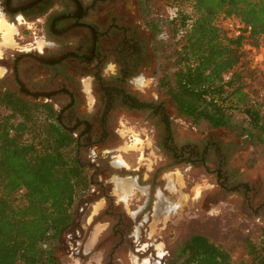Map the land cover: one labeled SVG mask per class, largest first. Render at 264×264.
Wrapping results in <instances>:
<instances>
[{
	"label": "flooded vegetation",
	"instance_id": "af4514ba",
	"mask_svg": "<svg viewBox=\"0 0 264 264\" xmlns=\"http://www.w3.org/2000/svg\"><path fill=\"white\" fill-rule=\"evenodd\" d=\"M136 7L127 0H0V23L13 25L17 36L14 43L6 44L0 29V94L10 90L27 102L51 104L55 121L73 137L77 161L88 177L89 188L78 199L62 234L67 231L69 254L86 261L100 253V264L119 261L123 252L148 258L147 264H166V251H162L152 230L158 211L169 201L167 189L156 188L160 167L149 186H142L147 200L140 209L117 208L124 199L106 188L111 162L117 159H111L116 154H110L109 149L104 154L102 149L111 130L118 131L110 123L119 111H141L149 115L146 119H155L159 125L155 124V131L162 128L166 133L162 146L167 153L173 152L175 159L203 163L211 150L217 159L220 187L243 188L245 201L254 212L264 206H251L247 193L253 186L243 182L229 185L228 175L222 170L224 158L219 156L220 140L209 137L197 153L182 148L177 154L170 146L169 115L163 102L158 97L141 96L143 89L136 85L151 58L147 28L138 20ZM28 28H32L30 34L26 33ZM133 173L116 177H133V190H137L139 181ZM132 194L125 199L128 201ZM97 196L98 200L90 201ZM99 202V209L93 212L91 208ZM98 223L101 229L93 245L86 247Z\"/></svg>",
	"mask_w": 264,
	"mask_h": 264
},
{
	"label": "trees",
	"instance_id": "16d2710c",
	"mask_svg": "<svg viewBox=\"0 0 264 264\" xmlns=\"http://www.w3.org/2000/svg\"><path fill=\"white\" fill-rule=\"evenodd\" d=\"M167 7L173 70L158 84L177 112L214 128L226 126L233 112H240L246 136L264 147V112L256 99L264 72L251 68L245 58V37L229 36L217 24L221 16L234 15L251 26V35L264 32V0H167ZM217 144L225 158L227 147ZM182 148L197 153L195 144ZM88 188L74 139L55 121L52 105L3 91L0 264H57L61 233ZM247 245L252 261L264 264V238ZM179 254L177 264H234L228 249L200 233L192 234Z\"/></svg>",
	"mask_w": 264,
	"mask_h": 264
},
{
	"label": "rangeland",
	"instance_id": "374dc122",
	"mask_svg": "<svg viewBox=\"0 0 264 264\" xmlns=\"http://www.w3.org/2000/svg\"><path fill=\"white\" fill-rule=\"evenodd\" d=\"M127 1L131 7L137 6L136 16L147 28L151 43L149 67L143 70L136 85L143 89L141 96L156 100L158 97L163 102L169 115L171 145L175 151L178 153L185 144H195L199 150L209 137L220 140L227 147L225 158L223 155L219 156L224 158L222 170L228 175L229 185L247 182L250 187H254L247 193L251 206L264 203V147L244 133V115L233 112L229 123L224 127H211L204 120L195 124L190 118L177 112L171 99L158 84L164 73L173 70L170 55L171 32L164 18L169 12L167 0ZM30 30L32 28H28L26 33L30 34ZM16 37L13 33L9 42L14 43ZM5 41L7 44L8 41ZM260 81L263 84V79L260 78ZM146 116L149 115L141 111H119L111 119L110 125L118 128V131L111 130L110 139L104 144L102 153L109 149L110 154H116L111 159L117 160L111 162L112 167L105 179L107 190L118 193L124 199V203L119 202L116 207L122 210L142 208L147 200L146 190L142 186H149L153 173L160 167L156 188H166L168 195L165 196L169 201L162 211H158L152 230L157 241L161 242L162 251H166L163 258L165 263L177 264L181 258L180 247L192 234L200 233L228 249L232 263L257 264L248 253L247 244L259 243L264 238V206L254 212L245 201L243 188L229 190L220 187L216 178L217 159L211 150L205 154L203 163H189L186 159H175L172 153H167L162 146L166 133L162 128L160 132L155 131V119H146ZM135 136L139 137L140 143H135ZM128 171L137 173L134 178L139 181V189L133 190V187L131 190L133 194L129 196V204L125 199L129 192L122 189L123 192L116 184L117 174ZM93 200H98V196L90 199L91 202ZM100 205L99 202L91 210L97 211ZM88 210L86 209L85 214H89L91 219L92 215ZM81 223L87 226L84 219ZM101 226L99 223L95 225L94 232L91 233L92 240L88 241L86 247L93 245ZM65 233H61L55 252L57 264H100V253H94L86 261L69 254V237ZM120 255V260L113 264H147L148 261V258H137L133 253L123 252Z\"/></svg>",
	"mask_w": 264,
	"mask_h": 264
},
{
	"label": "built area",
	"instance_id": "2783aa9c",
	"mask_svg": "<svg viewBox=\"0 0 264 264\" xmlns=\"http://www.w3.org/2000/svg\"><path fill=\"white\" fill-rule=\"evenodd\" d=\"M217 24L229 36L245 37L241 44V50L245 58L251 68L264 72V32L251 35V26L234 15L221 16ZM227 77L225 75V78ZM256 99L264 112V87L257 92Z\"/></svg>",
	"mask_w": 264,
	"mask_h": 264
},
{
	"label": "bare ground",
	"instance_id": "6f19581e",
	"mask_svg": "<svg viewBox=\"0 0 264 264\" xmlns=\"http://www.w3.org/2000/svg\"><path fill=\"white\" fill-rule=\"evenodd\" d=\"M0 29H2L3 30V33H2V35H3V37H4V39L5 40H7V41H10V40H12V34L14 33V27H13V25H9V24H7L5 21H2L1 23H0ZM134 139H135V143H140L141 142V140L139 139V137H134ZM122 159V158H121ZM116 184L119 186V187H122L123 189H125V191H126V193H128L129 192V194H130V192H131V190H132V188L134 187V186H136L135 184V181H134V179H133V177H128V178H117L116 179ZM122 190V189H121ZM123 191V190H122ZM124 192V191H123Z\"/></svg>",
	"mask_w": 264,
	"mask_h": 264
},
{
	"label": "water",
	"instance_id": "95a60500",
	"mask_svg": "<svg viewBox=\"0 0 264 264\" xmlns=\"http://www.w3.org/2000/svg\"><path fill=\"white\" fill-rule=\"evenodd\" d=\"M242 185H245V186H247L248 185V183H246V182H243V183H241ZM237 187V185L236 186H234V187H232V189H234V188H236Z\"/></svg>",
	"mask_w": 264,
	"mask_h": 264
},
{
	"label": "crops",
	"instance_id": "0c3cea01",
	"mask_svg": "<svg viewBox=\"0 0 264 264\" xmlns=\"http://www.w3.org/2000/svg\"><path fill=\"white\" fill-rule=\"evenodd\" d=\"M117 178H119V177H117ZM116 179V178H115ZM114 181V180H113ZM121 189H123L122 187H121ZM90 239L92 240V234H91V236H90Z\"/></svg>",
	"mask_w": 264,
	"mask_h": 264
}]
</instances>
